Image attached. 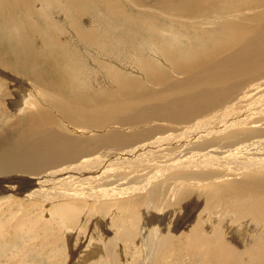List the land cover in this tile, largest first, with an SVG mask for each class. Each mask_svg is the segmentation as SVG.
<instances>
[{
    "label": "bare ground",
    "instance_id": "6f19581e",
    "mask_svg": "<svg viewBox=\"0 0 264 264\" xmlns=\"http://www.w3.org/2000/svg\"><path fill=\"white\" fill-rule=\"evenodd\" d=\"M5 195L75 264H264V0H0Z\"/></svg>",
    "mask_w": 264,
    "mask_h": 264
},
{
    "label": "rangeland",
    "instance_id": "374dc122",
    "mask_svg": "<svg viewBox=\"0 0 264 264\" xmlns=\"http://www.w3.org/2000/svg\"><path fill=\"white\" fill-rule=\"evenodd\" d=\"M94 25L99 26L96 24ZM108 63L114 70L121 69L118 62L111 61ZM67 72L69 76L71 75L73 78V72ZM68 74L61 66L59 76L62 79V88L66 92H72L74 91V88L68 79ZM81 84L84 86L85 83L81 82ZM201 117H205V115H202ZM8 197L9 195L0 196V204H4ZM57 205L59 206L60 204ZM187 210L183 212L185 214L184 219L189 217L186 213ZM40 214L42 216V211ZM25 217H23V219ZM33 217L34 216L32 215V218ZM30 220L31 218H26L24 220L25 222L21 224L20 229H18L13 222L6 221L0 213V264H75L73 260L75 261L78 253L80 254L82 250L85 251L88 249V243L85 242L86 244L84 243V245H82L83 240L76 236L77 232L75 233V231L77 230V227L71 228L72 231H69L71 233V237L67 239L63 237V233L67 230H64V232H62L63 230L59 231L55 237L57 242L56 246L52 247L49 233L53 230V227L45 226V231L43 232L41 228L44 226H41L42 223L40 221L36 220L33 224H30L28 222ZM104 221L107 223V219L104 218V216H100L99 227L101 229L104 227ZM94 224L90 222L88 227L91 228V230L97 229L94 228V226H96V224ZM35 227H37L35 230H40L34 232L32 229ZM46 238L50 241L46 240ZM93 243L95 244V242ZM95 246H98L97 241ZM95 246H89V250L92 249L91 253H95L97 251V249L94 251ZM62 253L64 254V257L61 256ZM133 258L136 260L135 256ZM139 263L140 262L136 260L133 264Z\"/></svg>",
    "mask_w": 264,
    "mask_h": 264
}]
</instances>
